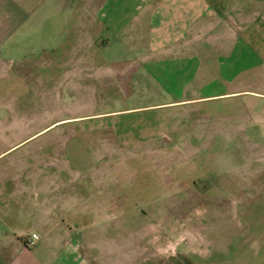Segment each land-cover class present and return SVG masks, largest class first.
Here are the masks:
<instances>
[{"label":"crops","instance_id":"0c3cea01","mask_svg":"<svg viewBox=\"0 0 264 264\" xmlns=\"http://www.w3.org/2000/svg\"><path fill=\"white\" fill-rule=\"evenodd\" d=\"M94 10L88 25L80 0H0V264H264V214L252 226L188 223L181 238L183 217L160 204L190 189L164 192L155 178L147 195L127 164L119 180L114 163L73 167L53 162L51 141L35 145L58 125L66 150L78 136L119 137L126 154L163 155L183 151L164 142L183 132L194 153L207 135L196 107L264 99V0H105ZM37 103L60 108L40 132L19 113ZM143 112L151 127L118 135L115 116ZM101 142L93 148L116 154ZM255 161L249 184L261 193L264 158Z\"/></svg>","mask_w":264,"mask_h":264},{"label":"rangeland","instance_id":"374dc122","mask_svg":"<svg viewBox=\"0 0 264 264\" xmlns=\"http://www.w3.org/2000/svg\"><path fill=\"white\" fill-rule=\"evenodd\" d=\"M104 1L80 0V4L84 8V19L89 20L86 24H91L94 9ZM242 77L244 78V76ZM261 80L264 81V75L261 76ZM41 92L36 90V96ZM252 99V96L248 94H239V97L236 95L225 96L208 102L201 108L196 107L197 110L201 109L203 115H200L199 112L196 113L195 117L201 123L196 122L195 127L206 124L207 135L205 138L196 140V149L191 154L184 152L193 149L189 148L191 147L189 142L192 140L187 139V134L183 132H178L179 137L176 139H164L165 146L181 147L180 150L183 151L169 147V149H164L163 155L134 156L126 154L122 147L125 141L119 137L96 140L78 136L72 140L68 139L69 144L66 150V140L60 136L61 131L66 128L56 125L46 129L50 124V118L59 114V107L37 103L34 107H20L19 113L21 116L27 115L30 119H34L36 132L46 129L37 136L35 145L36 147L46 145V148H49L48 143L51 141V151L54 153L53 162L73 167L75 165L97 167V164L104 166L114 163L117 168L116 178L119 180L124 179L125 171L121 169L123 165L127 164L131 169L132 176L137 179L135 184L146 189L147 195L155 193V178L164 184L160 188L164 192L170 193L177 189L189 191L190 189L187 193L189 196L186 194L183 197L179 196L180 201H177V197H169V200L160 204L163 210L179 213V216L183 217L180 219V237L182 238L186 237L187 229L184 228H187L188 223L200 227H221L238 225L239 221L240 226H252L257 222L255 217L264 214V192L258 193L257 188L254 189L249 184L253 179L252 163L256 162V159L264 158L262 155L254 154L264 149V99L259 101L261 102L260 106L253 107L250 105ZM125 108L127 106L99 108V111ZM152 115L143 112L132 114L129 117H127L128 115L115 116V119L120 121L116 125L118 135L129 133L131 129L137 132L151 127L154 122L152 121L150 124L147 120ZM184 115L187 114L183 113ZM55 135L56 138L50 139ZM98 142H101V145L109 146L110 149L116 148V154L105 155L101 150L93 148L95 144L98 145ZM174 151L176 152L173 153ZM141 163L147 164V166L157 164L158 168L162 164L163 171H155L154 168L152 171H144L140 167L143 165ZM85 173L87 172L85 171ZM121 174L122 176L119 177L118 175ZM186 179H191L190 187L181 188L176 185L178 181ZM239 179L248 184L240 185ZM220 211L226 213V216L216 215V212ZM233 211L239 212V220L230 218V215L234 214Z\"/></svg>","mask_w":264,"mask_h":264},{"label":"built area","instance_id":"2783aa9c","mask_svg":"<svg viewBox=\"0 0 264 264\" xmlns=\"http://www.w3.org/2000/svg\"><path fill=\"white\" fill-rule=\"evenodd\" d=\"M38 239V235L37 234H33L32 235V241H31V244H33L35 242V240Z\"/></svg>","mask_w":264,"mask_h":264}]
</instances>
